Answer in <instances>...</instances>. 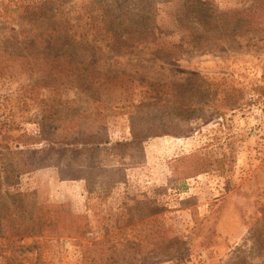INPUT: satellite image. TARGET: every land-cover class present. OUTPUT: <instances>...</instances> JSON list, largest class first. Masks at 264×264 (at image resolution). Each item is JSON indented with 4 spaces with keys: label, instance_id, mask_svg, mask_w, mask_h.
<instances>
[{
    "label": "rangeland",
    "instance_id": "374dc122",
    "mask_svg": "<svg viewBox=\"0 0 264 264\" xmlns=\"http://www.w3.org/2000/svg\"><path fill=\"white\" fill-rule=\"evenodd\" d=\"M184 3L0 0V249H40L45 264H79L83 249L113 264H264V20L222 38ZM131 16L152 30L108 33ZM59 19L91 41L66 49L93 65L88 89L30 77ZM21 205L66 214L28 238L10 225Z\"/></svg>",
    "mask_w": 264,
    "mask_h": 264
},
{
    "label": "trees",
    "instance_id": "16d2710c",
    "mask_svg": "<svg viewBox=\"0 0 264 264\" xmlns=\"http://www.w3.org/2000/svg\"><path fill=\"white\" fill-rule=\"evenodd\" d=\"M184 7L186 12L192 16L193 22L200 26H209L220 33L222 38L244 33L252 28V22L258 23L264 20V0H252V5L244 12L219 13L213 3L201 0H185ZM47 15V12L31 15L30 24L38 23L41 18L46 19ZM38 18L40 19L38 20ZM62 21V19L55 21L54 26L40 36V39L44 40L48 33L47 45L49 50L47 51L51 55L48 58L37 59L34 64L30 62V77L34 79L33 72L36 71L42 73L41 78L45 80V83L54 86L55 89L63 85H74L88 89L94 84L91 72L93 65H87L80 61L76 62L72 56L66 54V49L72 44H82L88 47L92 45L91 41L87 39L85 33L75 30L69 23ZM111 21L112 19L109 21L110 23L108 22V33L113 38L130 37L152 30L149 21L144 18L139 20L134 16L126 17L117 24L118 28L116 29L112 27ZM26 33L32 37L30 31H26ZM117 45V42L113 43L114 48ZM41 61H43L41 63L43 65L39 64ZM20 168L21 165L20 167L17 166L16 172H20ZM19 197L26 199L27 195L22 194ZM63 208V206L53 207L43 211L41 208L38 213H33L27 209V205L15 206L13 215L9 218L10 225L16 234L23 232L28 238L40 237L47 229L55 230L59 226V222L63 221L62 216L66 214ZM74 229L75 233L80 232L81 235H84L81 231L82 226H77ZM31 246L36 247L37 244L33 243ZM32 251H36L34 263H30V260L28 261L25 257L26 253ZM109 252L104 249H83L79 264H113L114 259ZM0 264H45V262L42 261L40 249H0Z\"/></svg>",
    "mask_w": 264,
    "mask_h": 264
}]
</instances>
